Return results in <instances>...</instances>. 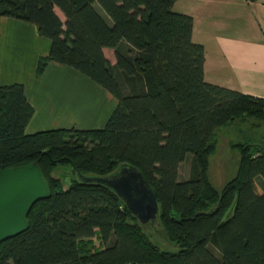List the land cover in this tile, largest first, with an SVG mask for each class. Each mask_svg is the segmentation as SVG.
Listing matches in <instances>:
<instances>
[{
  "label": "trees",
  "instance_id": "obj_1",
  "mask_svg": "<svg viewBox=\"0 0 264 264\" xmlns=\"http://www.w3.org/2000/svg\"><path fill=\"white\" fill-rule=\"evenodd\" d=\"M175 1L0 0V15L51 39L38 75L64 64L118 99L102 129L26 134L34 108L24 85L0 86V169L37 163L50 185L28 230L1 243L0 264H264V135L233 143L239 163L220 189L209 177L220 130L254 119L264 131V98L206 82L204 47ZM125 163L155 189L154 221L172 248L96 180ZM62 165L73 173L67 187L52 174Z\"/></svg>",
  "mask_w": 264,
  "mask_h": 264
},
{
  "label": "crops",
  "instance_id": "obj_2",
  "mask_svg": "<svg viewBox=\"0 0 264 264\" xmlns=\"http://www.w3.org/2000/svg\"><path fill=\"white\" fill-rule=\"evenodd\" d=\"M173 10L193 19L192 39L204 47L206 82L264 98L263 0H176ZM51 45L35 24L0 15V86L24 85L34 108L25 133L102 129L118 99L64 64L50 62L38 75L39 61ZM95 244L100 246V240L95 238Z\"/></svg>",
  "mask_w": 264,
  "mask_h": 264
},
{
  "label": "water",
  "instance_id": "obj_3",
  "mask_svg": "<svg viewBox=\"0 0 264 264\" xmlns=\"http://www.w3.org/2000/svg\"><path fill=\"white\" fill-rule=\"evenodd\" d=\"M96 180L112 188L142 224L157 218L156 191L138 167L125 163ZM49 196V182L37 163L0 169V245L27 231L32 207Z\"/></svg>",
  "mask_w": 264,
  "mask_h": 264
},
{
  "label": "rangeland",
  "instance_id": "obj_4",
  "mask_svg": "<svg viewBox=\"0 0 264 264\" xmlns=\"http://www.w3.org/2000/svg\"><path fill=\"white\" fill-rule=\"evenodd\" d=\"M260 123V121L254 119H250L247 122L238 120L218 132L217 149L210 157L209 167V177L216 188L220 189L236 173L239 153L232 149L233 143L241 141L245 135L251 136V138L256 140L259 136L264 135L262 123L261 125ZM192 160L193 155L188 153L187 158L180 167V180L190 176ZM54 175L61 176L66 187L73 177L72 169L68 165L57 167ZM146 230L161 248H172V245L166 239L164 230L157 221L146 224ZM96 244L98 245V242Z\"/></svg>",
  "mask_w": 264,
  "mask_h": 264
}]
</instances>
